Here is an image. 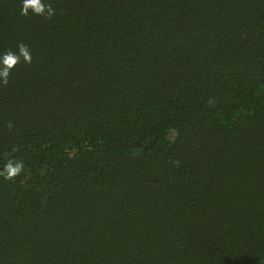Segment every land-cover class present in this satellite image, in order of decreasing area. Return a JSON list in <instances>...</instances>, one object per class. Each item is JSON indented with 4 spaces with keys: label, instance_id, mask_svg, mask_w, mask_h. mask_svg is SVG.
<instances>
[{
    "label": "trees",
    "instance_id": "trees-1",
    "mask_svg": "<svg viewBox=\"0 0 264 264\" xmlns=\"http://www.w3.org/2000/svg\"><path fill=\"white\" fill-rule=\"evenodd\" d=\"M41 3L0 0V264H264V0Z\"/></svg>",
    "mask_w": 264,
    "mask_h": 264
},
{
    "label": "clouds",
    "instance_id": "clouds-1",
    "mask_svg": "<svg viewBox=\"0 0 264 264\" xmlns=\"http://www.w3.org/2000/svg\"><path fill=\"white\" fill-rule=\"evenodd\" d=\"M21 14L28 15L29 9L36 14H42L51 16L54 13V9L50 5L41 3V0H21ZM46 9V11H45ZM19 54L13 52H7L0 56V83L7 84L9 71L19 61L20 57H23L25 62H31V55L25 45H19ZM24 168L23 162L9 160L0 169V177L4 180L14 179Z\"/></svg>",
    "mask_w": 264,
    "mask_h": 264
}]
</instances>
